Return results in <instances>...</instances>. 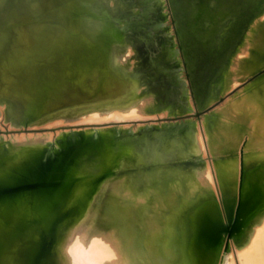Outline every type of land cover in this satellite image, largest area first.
Here are the masks:
<instances>
[{"label": "bare ground", "instance_id": "bare-ground-1", "mask_svg": "<svg viewBox=\"0 0 264 264\" xmlns=\"http://www.w3.org/2000/svg\"><path fill=\"white\" fill-rule=\"evenodd\" d=\"M263 4L0 0V170L21 174L51 145L79 178L55 264H264V145L234 122L243 100L216 124L223 107L175 124L16 133L207 109L225 71L236 83L232 58L242 43L235 57H249Z\"/></svg>", "mask_w": 264, "mask_h": 264}, {"label": "water", "instance_id": "water-1", "mask_svg": "<svg viewBox=\"0 0 264 264\" xmlns=\"http://www.w3.org/2000/svg\"><path fill=\"white\" fill-rule=\"evenodd\" d=\"M33 157L21 174L0 170V264H55L58 232L79 178L51 145ZM223 232L231 239V227Z\"/></svg>", "mask_w": 264, "mask_h": 264}, {"label": "rangeland", "instance_id": "rangeland-1", "mask_svg": "<svg viewBox=\"0 0 264 264\" xmlns=\"http://www.w3.org/2000/svg\"><path fill=\"white\" fill-rule=\"evenodd\" d=\"M264 3V0H260ZM165 7L168 11L169 8V0H164ZM264 6V4H263ZM262 6V7H263ZM262 7L260 9H262ZM257 11V10H255ZM246 21V20H245ZM246 24V22H245ZM168 26L172 27V31L174 35H177L176 28H175V22L173 20V17L170 16L168 20ZM230 24L226 26V28H229ZM254 45L250 50V55L247 59H245V62H241L240 60H237L235 57V54L246 51L247 43H242L238 51L234 54L232 61H231V67L235 70L236 74V83L232 85V87L227 86V83H225V73H223V80L222 87L219 89L218 85L213 86V93L209 100V105L207 109L200 110L197 105H193V111L186 115V116H180V117H174V116H167V117H161L159 113L148 117L145 120H130V121H123V122H116L112 119L109 120V122H101V123H90V124H84L83 122H77L75 123H64V124H55L50 126L49 128H46L44 126H40L39 130H33L28 125H22V130H18L16 133H24V134H31V133H41L46 131H52L56 132L59 130L66 131L67 133H87V132H95L99 131L101 129H105L108 127H119L123 124H131L134 127H136L139 124H162V123H169L173 124L175 123H181L182 121H186L188 119H193L198 121L203 117L204 114H207L211 112L212 110L222 108L220 113H213V115L210 117V119H207L206 121L216 124V122H219L226 117L223 115L224 112L228 111V109L233 106L234 104L244 101V107L241 112H238L233 119L234 122L239 125L240 128H247L248 135H250L254 140L259 142V145H264V81L257 80L251 87L246 88L242 93H240L236 98H234L237 93L241 92L243 88H245L249 83H251L255 78L263 74L264 72L257 74L255 76H252L254 73H256L261 67L258 69L255 68V65L259 62H263L264 64V26L262 25L260 29H258L254 34ZM180 48V44L178 43V50ZM241 49V51H240ZM236 60V61H235ZM233 62V63H232ZM233 64V65H232ZM242 67L243 71L240 70ZM255 68V69H254ZM183 77L185 79H188L187 73L183 72ZM231 74H229L226 77V82L230 80ZM218 94V96H216ZM234 98V99H232ZM235 101V102H234ZM230 102V103H229ZM229 104V105H228ZM232 104V105H231ZM249 106H253L252 108ZM200 117V118H199ZM166 118V119H165ZM132 121V122H131ZM134 121V122H133ZM174 123V124H175ZM255 123V131L251 132L249 131L251 124ZM81 125V126H80ZM89 125V126H88ZM71 126V127H70ZM91 128L92 130H87ZM9 125L5 124L3 121H0V133H6L8 131ZM29 129V130H27ZM207 161H209V158H206ZM264 210V207L261 209ZM259 213V211H258ZM257 213V214H258ZM232 224H227V227H231ZM226 236L225 243L229 240Z\"/></svg>", "mask_w": 264, "mask_h": 264}]
</instances>
